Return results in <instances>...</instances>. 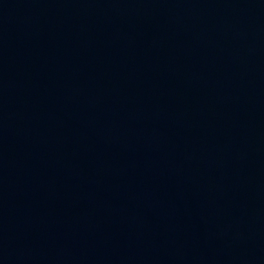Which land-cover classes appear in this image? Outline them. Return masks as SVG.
Returning a JSON list of instances; mask_svg holds the SVG:
<instances>
[{"label":"water","instance_id":"obj_1","mask_svg":"<svg viewBox=\"0 0 264 264\" xmlns=\"http://www.w3.org/2000/svg\"><path fill=\"white\" fill-rule=\"evenodd\" d=\"M0 264H264V0H0Z\"/></svg>","mask_w":264,"mask_h":264}]
</instances>
